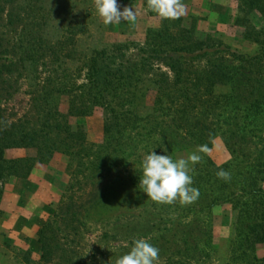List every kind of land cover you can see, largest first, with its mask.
<instances>
[{
    "label": "rangeland",
    "instance_id": "374dc122",
    "mask_svg": "<svg viewBox=\"0 0 264 264\" xmlns=\"http://www.w3.org/2000/svg\"><path fill=\"white\" fill-rule=\"evenodd\" d=\"M181 2L183 15L162 19L148 9L147 0H117L119 10H134L135 20L105 25L96 12L95 0H0V155L8 175L0 182L5 183L0 200V261L9 257L8 264H18L8 249L22 250L27 245L21 237L10 235L27 225V230L45 229L42 236L48 249L44 258L29 259V264H116L137 239L159 248L157 264H241L234 256L238 237L234 202L199 214L189 211L187 205L184 210L176 201L153 202L138 187L142 160L152 149L173 160L187 159L194 152L200 156L198 163L209 158L222 165L233 159L235 147L226 142L231 129L226 117L232 106L212 112L210 105L233 86L226 80L217 81L222 66L242 63L237 56L256 55L260 44L255 40L264 31L258 12L247 16L253 30L250 24L236 22L237 16L243 15L240 0ZM200 43L212 53L190 54ZM182 47L186 50L179 51ZM103 66L114 74L105 101L123 112L135 109L140 120L139 129H124L122 141L128 157L124 160L122 154H116L115 168L92 184L87 181L85 154L100 146L107 149L110 139L106 129L113 123L111 113L94 104L91 96L97 94V86H106L95 85L94 80V73ZM120 67L124 70L118 73ZM263 68L264 62L249 70L260 73ZM127 70L130 77L121 80L127 85L119 95L118 76ZM135 84L142 92L133 95ZM74 97L78 98L75 106L84 114L70 115ZM82 102L87 108H82ZM184 107L189 109L182 117L178 111ZM163 109L165 118L158 116L157 110ZM170 120L175 121L177 132L187 134L184 145L175 146V150L159 135ZM65 121L72 131L82 132L84 140L69 137L63 131ZM145 124L149 132L153 130L152 136L146 128L141 129ZM19 130L36 133L30 145L22 146ZM62 138H67L68 147L77 155L60 152L66 148ZM45 140L58 150L41 159L37 145ZM64 156L68 164L62 160ZM80 163L83 166H78ZM48 165L51 170L47 175L69 182L64 203L56 211L45 205L42 193L37 198L38 181ZM194 165L189 164L191 171ZM13 169L19 179L9 174ZM14 180L20 182L11 184ZM80 205L85 211L90 208L89 217L84 216V210L76 219L67 216ZM59 211L67 215H52ZM11 214L17 215L14 225ZM47 215L51 218L46 219ZM198 232L202 234L197 250H188L183 237ZM255 254L264 257V243L256 245Z\"/></svg>",
    "mask_w": 264,
    "mask_h": 264
},
{
    "label": "trees",
    "instance_id": "16d2710c",
    "mask_svg": "<svg viewBox=\"0 0 264 264\" xmlns=\"http://www.w3.org/2000/svg\"><path fill=\"white\" fill-rule=\"evenodd\" d=\"M239 10L243 12V15L237 16L236 22L243 26L250 24L252 30L254 29L251 25L253 23L250 17L247 16H250L253 12H258L264 20V0H240ZM251 35L250 32L249 36L251 37ZM255 41L260 44L256 55L237 56L239 60H243L241 61L242 63L236 65L232 62L233 64H231V67L229 66V68L228 66H222L223 69L221 68L222 70L221 73L218 74L219 77L217 81L226 80L227 82H231L233 86L229 87V93L218 94L217 101L210 105L212 112L224 107L229 108L230 105L232 106L229 110V116L226 117L228 125L231 127L226 142L230 148L235 147L232 150L233 159L222 165L215 164L209 158L201 160L200 163L195 164L189 174L193 179V184L191 186L199 190L200 195L198 199L190 204L183 205L179 200L176 201V203H179V207L183 208L184 205H187L189 211H195L199 214L209 212L216 205L234 202V210H237L236 230L238 231V237H236L234 241V245L237 247L234 256H236V259L239 260L241 264H264V257L261 258L255 254L256 245L264 243V68L260 73H255L249 70V67L254 64L259 66V64L264 62L263 30L259 32V39H256ZM199 47L200 48L196 49L198 52L191 49V51H189L190 54H192L191 52H195L197 54H195L196 56H203L204 54L211 52L206 48H201L203 47V43H200ZM218 47H220V45H218ZM184 50H186V48L182 47L179 49V51ZM105 69L104 66L99 68L94 73V80L95 85L97 82L100 85L106 86L104 88L97 86V94H91V96L94 104L103 105L106 107V110L111 113L113 123L106 129V133L109 135L108 139H110V141L106 143L107 149L102 148L104 146H100L98 150L93 151L92 153L88 151L85 154L87 157V163L85 166L89 172L87 181L92 184H94L102 174L110 173V171L115 168L114 162L118 156L116 154H122L124 160L128 157L124 153L126 148L122 141L125 136L124 129L126 126H133V128L139 129V127L136 126H138L140 119L137 117L135 109L123 112L113 103L105 101L109 96L108 92H110L107 89L109 78L111 75L114 76L113 72L105 71ZM121 70L124 69H121V67L117 69L118 73H121ZM240 72H242V74L237 75ZM129 77L130 72L128 70L125 74L118 76L119 83L117 89L119 90L117 93L119 95L124 92L126 89L125 86L127 85L125 81L121 82V80H125ZM244 85L247 87L246 89L243 87ZM137 91L139 92L140 90L138 89L137 84H135L133 95H135ZM76 100H78V98L74 97L71 101V107L69 108L70 115H81L85 113L82 111L83 109L75 106V103H77ZM81 106L82 108H87L83 102ZM184 108L185 109L178 111L182 117L188 114L189 108ZM157 111L158 116H161L162 118L166 117L167 114H165V110L164 112L160 110ZM57 112L58 111H56V114L60 115L59 112ZM200 113L203 114V112ZM212 116H215V113H213ZM219 116L220 115H218V117ZM123 121L125 122L124 126H122ZM65 124L66 127L63 131L66 132L69 137L76 138L77 140H84L82 132L72 131L71 126L67 121H65ZM174 125L175 121L172 123L170 120L169 123H165L166 129L159 133L160 138H162L163 142L170 147V149H174L177 145H184L187 137V134L184 133L182 135L177 132ZM59 126L62 125L56 124V127ZM206 127L208 128V126H205V128ZM142 128H146L149 132V125L145 124L141 129ZM18 132H20L22 146L30 145L36 134L34 131L29 132L26 130H19ZM153 133V130L149 132L151 136ZM47 134H50V131L48 133L46 132V135ZM67 138H62L60 140V142L66 146V148L62 149L60 152L69 157L71 154L77 155L76 151H73L68 147ZM37 146L38 155L41 159L53 155L54 152L58 150V147H52L51 149L49 142L46 140L42 141V143L40 142ZM251 147H253L252 150H250ZM2 150L3 148L0 147V151ZM0 157V182L3 180L5 182L8 175L4 171L3 164L6 161L3 160V154H1ZM80 165L83 166L82 163L78 164V166ZM104 166L107 167V169H102ZM221 169L229 173L230 178L228 180L217 177V172ZM9 174L18 177V172L15 169L11 170ZM4 182L2 184L0 183V200L4 193ZM63 203L64 201H62L61 204ZM79 207L80 208L77 209V211H73L66 215L76 219L84 210L83 206L80 205ZM185 208L186 207L183 209L185 210ZM89 210H84V216L89 217L91 212H89ZM63 214H65L63 211H59L54 216H66ZM44 230V228L40 230V242L42 243L43 248L42 258L48 253L47 243L42 236ZM210 231V229L207 231V233L209 232V237L211 236ZM201 234V232H198L195 233V235L187 234L186 237H183L188 250H197V239ZM162 237L165 239V236Z\"/></svg>",
    "mask_w": 264,
    "mask_h": 264
},
{
    "label": "clouds",
    "instance_id": "9594fccd",
    "mask_svg": "<svg viewBox=\"0 0 264 264\" xmlns=\"http://www.w3.org/2000/svg\"><path fill=\"white\" fill-rule=\"evenodd\" d=\"M147 7L162 19H178L184 14L181 0H147ZM95 8L105 25L135 20L134 10H119L117 0H95ZM199 160L200 156L195 152L187 159L173 160L169 155L157 154L152 149L142 160L138 187L147 199L159 204H172L177 200L182 205L190 204L198 199L200 193L191 186L193 179L189 174V164L194 165ZM217 177L230 178L223 169L217 172ZM159 252V248L145 239H137L130 250L116 260V264H157Z\"/></svg>",
    "mask_w": 264,
    "mask_h": 264
},
{
    "label": "crops",
    "instance_id": "0c3cea01",
    "mask_svg": "<svg viewBox=\"0 0 264 264\" xmlns=\"http://www.w3.org/2000/svg\"><path fill=\"white\" fill-rule=\"evenodd\" d=\"M65 159H62L64 161L67 162L68 164V157L64 156ZM48 170H46V172L44 173L43 179L41 181H38V193H37V198H38V194L42 193L43 194V201L45 203V205L47 207H51V208H55V211L58 209V207L60 206V204L62 203L63 199H64V194L68 185V181L63 183V182H59L56 179L50 177V175H47L51 170V165L47 167ZM72 174V173H71ZM35 175V174H34ZM15 179H19L17 177H14ZM32 177L30 176V179ZM13 182H20L17 180H14L11 182V184ZM11 186V185H10ZM43 187V188H42ZM46 195V196H45ZM53 212V216H54ZM12 219L10 218V220L12 221V224H15V220L17 215L15 214H11ZM51 218V215H47V218ZM27 225H25L24 228H16V232H12V234L10 236H18L21 237L22 240L24 242H26V247L25 249H20V248H15L14 246H10L8 249V252L10 253V257L17 262L18 264H29L28 260H40L42 259L43 256V248H42V243L40 242V230H32L29 229L27 230ZM28 241V242H27ZM12 249V250H11ZM24 255V259L21 257L22 255ZM26 256H28L29 258L27 259ZM8 259L9 257H7L6 261H0V264H8Z\"/></svg>",
    "mask_w": 264,
    "mask_h": 264
}]
</instances>
